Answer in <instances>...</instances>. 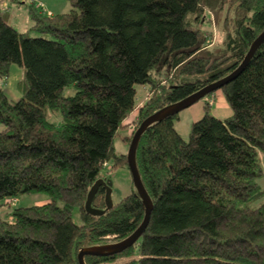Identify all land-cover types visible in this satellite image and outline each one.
Instances as JSON below:
<instances>
[{
	"label": "trees",
	"instance_id": "obj_1",
	"mask_svg": "<svg viewBox=\"0 0 264 264\" xmlns=\"http://www.w3.org/2000/svg\"><path fill=\"white\" fill-rule=\"evenodd\" d=\"M9 1L27 5L31 24L13 27L0 0V207L28 193L50 200L0 213V264H78L81 247L120 240L144 216L136 191L101 215L84 209L108 161L127 167L113 149L124 120L137 108L138 124L237 68L264 29V0H66L56 13L41 0ZM210 15L222 31L213 43L203 29ZM11 64L21 69L15 100L1 85ZM136 84L148 90L141 105ZM218 89L229 116L205 104L187 139L174 125L179 112L141 133L147 226L132 246L85 264H264V40ZM104 192L93 207L104 208Z\"/></svg>",
	"mask_w": 264,
	"mask_h": 264
},
{
	"label": "rangeland",
	"instance_id": "obj_2",
	"mask_svg": "<svg viewBox=\"0 0 264 264\" xmlns=\"http://www.w3.org/2000/svg\"><path fill=\"white\" fill-rule=\"evenodd\" d=\"M51 1V0H50ZM56 1L61 8L66 4L65 9H69L70 5L66 0H53ZM7 8L5 9L4 4H2V16L9 21L13 27H15L19 31H26L29 28V25L31 24V20L29 18L28 14V7L26 4H18V3H12L8 2L6 3ZM45 6V5H44ZM45 9L48 10L45 6ZM49 11V10H48ZM213 15H210V21L204 22L203 29L207 33V40L210 42H217L220 37L222 36V31H220V28L215 25ZM216 19V18H215ZM211 32V35L209 36ZM31 35H36L35 32H30ZM21 77V69L17 64H11L9 66L8 75L6 79L1 80V85L3 87L4 93L7 95L9 99H17L19 96V91L17 88V83L20 80ZM136 102L140 103L141 105L143 101L146 99L148 90L147 87L144 85L136 84ZM65 93H72V88L67 87L65 89ZM222 93L221 89H216L211 94H206L205 96L201 97L199 100L195 101L190 106L182 109L178 113V117L174 121V125L180 135L187 139L190 125L194 120H197L200 118L204 112V105L206 104L208 106V109L211 105H213L216 102V96ZM221 95V94H220ZM223 95V93H222ZM224 96V95H223ZM227 102V101H226ZM230 107V106H229ZM200 108V109H199ZM137 108L132 111L129 116L124 120L123 126L120 127L117 131V133L114 136L113 139V149L116 154H127L129 143L124 140L123 137L130 135V124L132 126H135L137 124ZM202 110V111H201ZM200 111V114H199ZM212 111V110H211ZM210 112V110H209ZM223 115V114H222ZM50 120L54 121L55 123L60 122V115H51L50 114ZM139 123L137 124V126ZM132 134L130 135L131 140ZM130 142V141H129ZM262 162L264 166V156L262 157ZM102 175L100 177L102 178H109L112 182L111 185V200L112 202L119 201L122 197L125 195L131 193L132 191H135V188L132 184L131 175L129 172V169L127 167H112V161H108L107 164L104 165V168H102L101 172ZM261 184L264 185V175L261 177ZM50 198L48 195L44 193H28L23 194L19 197H17L14 200H7V198H3L2 206L0 207V213L2 214L4 211L8 210L12 206H26L31 204H41L46 201H49ZM264 200L261 199V201ZM260 201H253L251 205H257V203ZM57 204L61 205V201L57 200ZM71 217L73 222L79 224L80 218L78 214V209L74 208L71 213ZM111 238V237H110ZM106 242L103 243H111L115 242L112 239H106ZM117 241V240H116ZM101 243V244H103Z\"/></svg>",
	"mask_w": 264,
	"mask_h": 264
},
{
	"label": "water",
	"instance_id": "obj_3",
	"mask_svg": "<svg viewBox=\"0 0 264 264\" xmlns=\"http://www.w3.org/2000/svg\"><path fill=\"white\" fill-rule=\"evenodd\" d=\"M263 40H264V29L251 42L246 54L244 55L243 60L237 66V68H235L231 73L227 74L226 76H224L219 80L207 84L206 86L202 87L201 89L197 90L196 92L188 95L187 97L181 100H178L174 103L165 105L157 109L139 123V125L133 132L131 140L129 142L128 151L126 154V162L136 194L140 197L142 204L144 206L143 219L134 231H132L129 235H127L126 237L120 240L111 243L94 244V245L81 247L77 252L78 264H85L84 261L85 255L104 256V255L116 254L118 252L125 250L126 248L134 244V242L138 239V237L142 234V232L145 230L147 226V223L149 221L150 211L152 208V201L141 181L135 160L137 143L141 133L145 130V128L153 122L161 121L168 116L180 112L182 109L190 106L195 101L199 100L201 97L220 88L223 84L233 79L246 65L248 60L251 58V56L253 55V53L255 52V50L258 48L259 44ZM111 185L112 182L109 178H102V177L97 178L92 183V185L88 189L86 199L84 202V209L87 213L91 215H101L106 210L112 207L113 202L111 200ZM99 186H102L105 189L104 192L105 206L102 209L95 208L91 205L92 198L95 195Z\"/></svg>",
	"mask_w": 264,
	"mask_h": 264
},
{
	"label": "crops",
	"instance_id": "obj_4",
	"mask_svg": "<svg viewBox=\"0 0 264 264\" xmlns=\"http://www.w3.org/2000/svg\"><path fill=\"white\" fill-rule=\"evenodd\" d=\"M41 1L44 3L46 8L48 10H50L52 13L63 12V11L68 10V9H65L66 4L61 8V6H59L56 1H53V0H51V1L50 0H41ZM8 2H9V0H2V4H4V6L6 8H7L6 3H8ZM220 94L216 96V102L210 106L209 110H210V113L213 114L214 116L219 117V118H224V117L229 116L232 113V111H231V108L229 107L228 103L226 102L225 97L222 95V93H220ZM199 114H200V111H199ZM193 121H194V119H193ZM261 179L259 180L260 184H261ZM261 186H262V188H264V185L261 184Z\"/></svg>",
	"mask_w": 264,
	"mask_h": 264
},
{
	"label": "built area",
	"instance_id": "obj_5",
	"mask_svg": "<svg viewBox=\"0 0 264 264\" xmlns=\"http://www.w3.org/2000/svg\"><path fill=\"white\" fill-rule=\"evenodd\" d=\"M31 1V0H30Z\"/></svg>",
	"mask_w": 264,
	"mask_h": 264
}]
</instances>
